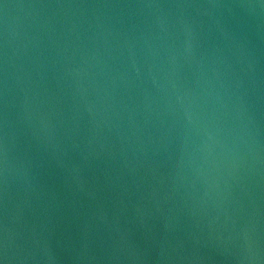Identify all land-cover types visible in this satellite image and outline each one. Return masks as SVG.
Instances as JSON below:
<instances>
[{
  "label": "water",
  "instance_id": "95a60500",
  "mask_svg": "<svg viewBox=\"0 0 264 264\" xmlns=\"http://www.w3.org/2000/svg\"><path fill=\"white\" fill-rule=\"evenodd\" d=\"M0 264H264V0H0Z\"/></svg>",
  "mask_w": 264,
  "mask_h": 264
}]
</instances>
